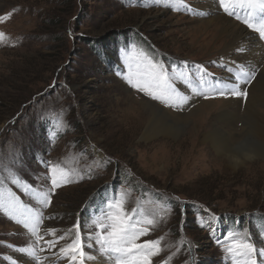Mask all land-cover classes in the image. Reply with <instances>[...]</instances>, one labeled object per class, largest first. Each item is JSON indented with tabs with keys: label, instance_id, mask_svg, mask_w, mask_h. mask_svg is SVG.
Here are the masks:
<instances>
[{
	"label": "rangeland",
	"instance_id": "374dc122",
	"mask_svg": "<svg viewBox=\"0 0 264 264\" xmlns=\"http://www.w3.org/2000/svg\"><path fill=\"white\" fill-rule=\"evenodd\" d=\"M217 5L0 0V200L18 210L0 207V264H73L59 249L76 238L77 224L84 264H114L97 243V221L113 199H122L129 214L136 209L135 219L154 220L140 225L150 231L138 241L162 238L152 264H236L226 251L233 239L264 249V155L234 166L206 144L186 139L188 125L177 126L178 137L145 141L143 124L122 114L129 93L176 113L193 106L194 97L223 101L219 81L230 63L219 53L221 39L195 29L206 22L197 9L207 6L216 17L223 10L215 14ZM130 57L162 66L188 103L168 106L129 85ZM53 166L57 179L62 170L70 182L53 188ZM34 193H50L51 203ZM35 213L43 214L42 239L31 220L27 228L22 223ZM211 218L222 229L217 236L206 226ZM25 247L38 259L22 253ZM254 258L264 264V256Z\"/></svg>",
	"mask_w": 264,
	"mask_h": 264
},
{
	"label": "bare ground",
	"instance_id": "6f19581e",
	"mask_svg": "<svg viewBox=\"0 0 264 264\" xmlns=\"http://www.w3.org/2000/svg\"><path fill=\"white\" fill-rule=\"evenodd\" d=\"M221 9L219 2L217 7L213 8L215 14L221 13ZM197 11L200 17L206 18V22L195 29L211 31L214 38L221 39L219 53L230 63L223 82L219 81V87L226 92V97L222 102L194 97L196 101L193 106L176 113L158 104L135 98L128 92L129 95L125 98L130 105L128 109L122 110V114L129 119L135 117L143 124L141 135L145 141L159 136L178 137L181 129L177 126L188 125L190 128L186 129V139L206 144L218 155L226 156L234 166H238L246 159L254 160L264 155V39L245 29L247 25L243 21L251 9L237 8L236 15H239L240 19H237L236 15L229 16L223 10L222 14L213 17L207 6ZM252 16H255L258 22L261 14L256 10ZM242 47L246 49L245 53L241 52ZM255 60L258 61V68L254 64ZM241 68L249 73L247 77L249 82H245ZM253 71L254 76L251 75ZM237 76H240L239 81L236 80ZM237 85L239 90L247 92L246 98L230 94L231 90H236ZM205 90L208 91L207 85ZM143 111L147 113L145 118H141ZM213 116H216V122H212ZM238 123L242 124L241 132L238 131ZM21 261L22 264H26L24 259ZM96 261L97 264H104L100 259Z\"/></svg>",
	"mask_w": 264,
	"mask_h": 264
},
{
	"label": "snow or ice",
	"instance_id": "6c2138e0",
	"mask_svg": "<svg viewBox=\"0 0 264 264\" xmlns=\"http://www.w3.org/2000/svg\"><path fill=\"white\" fill-rule=\"evenodd\" d=\"M223 11L229 16L236 15L237 8L246 7L251 9L248 13V17L243 22L258 33L261 39H264V0H218ZM183 3V0H181ZM231 5V7H230ZM259 10L261 14L258 24L250 22L252 19V13ZM237 19H240L239 15H236ZM4 38V34L0 33V39ZM130 63L128 66L127 82L129 85L137 89L139 92L150 97L152 100L159 101L165 105L172 107H183L188 103V98L179 92L175 87V84L170 80L168 75L162 66L153 61L148 60L146 64L135 61L134 57H130ZM186 63V62H185ZM202 67V66H201ZM240 71L245 76V82H249L247 77L248 72H245L243 68ZM254 76L255 72H251ZM178 79L180 77H177ZM236 80H240V76L236 77ZM195 93V88L192 89ZM199 94V93H196ZM220 96H224L225 93L220 91ZM230 94L235 97L247 96L246 91H241L238 88L231 90ZM207 98V97H206ZM58 169L53 166L51 172L53 174L51 183L53 188L60 187V180L68 183L67 174L62 170L60 171V178H56ZM34 195L43 198L45 205L51 203L50 193H34ZM0 207L5 208L6 211H18L16 205L12 201L0 200ZM136 209H133L131 214L124 207V201L122 199H113L106 204V210L103 218L97 221L98 227L101 232L97 236V243L99 245V251L104 257L114 260V264H152V258L157 256L160 249V240H145L142 243H138L140 237L149 233L150 229L141 227L142 223L153 225V219L139 220L135 219ZM33 223V232L37 235L38 239H42L39 236V225L43 222V214L35 213L32 217H25L22 221L24 226H29V221ZM76 229V238L68 243L65 247H61L59 252L63 256H69L73 264H84L85 253L83 251L84 245L80 238L79 224L73 226ZM55 229H48L49 233L54 234ZM63 240L64 237H59ZM49 247H55V241L46 242ZM20 251L33 260L38 259L36 251L31 247L21 248ZM226 251L232 254L236 258V264H257V260L254 256L258 253L264 256V249H257L251 242H247L246 239H233L232 242L226 247ZM77 254L79 260H77ZM55 255V253L53 254Z\"/></svg>",
	"mask_w": 264,
	"mask_h": 264
}]
</instances>
